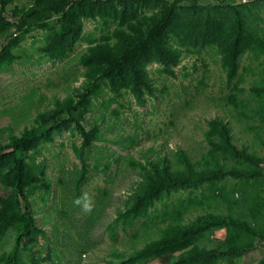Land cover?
Instances as JSON below:
<instances>
[{
    "label": "rangeland",
    "instance_id": "obj_1",
    "mask_svg": "<svg viewBox=\"0 0 264 264\" xmlns=\"http://www.w3.org/2000/svg\"><path fill=\"white\" fill-rule=\"evenodd\" d=\"M258 1L244 9L239 0H113L93 10L95 16L83 18L73 48L53 57L50 45L71 30L76 16L59 14V22L50 27L30 24L3 35L0 51L7 41L18 40L10 48L11 59L0 69V144L6 145L11 134L20 136L38 126L58 104L77 101L96 75L85 64L89 47L117 48L124 35L133 34L131 24L140 29L145 17L160 13L166 5L178 15L168 41L177 64L168 68L152 58L145 67L152 94L144 92L137 99L127 82L112 85L102 80L90 98L80 123L98 139L91 151H84L89 167L77 185L83 137L76 123L28 153L36 179L21 204L45 231L30 249L41 253L40 264H120L159 238L167 224H196L202 217L208 222L212 217L240 220L264 233V207L259 208L264 198V55L259 49L264 0ZM33 2L7 0L6 18ZM207 18L217 30L206 37L193 34L191 24ZM240 22L255 41L233 73L224 41L237 36ZM215 120L229 127L231 143L243 157L213 152V142L221 141L209 136ZM181 154L197 172L222 168L225 176L215 184L203 182L165 195L133 223L117 222V212L142 182L143 170L147 173L152 164L163 167L167 162L171 172H186ZM9 193L0 181V197ZM226 233L225 227H209L197 236V245L215 249ZM240 236L239 246L249 242V248L239 251L238 264H261L264 242L258 243L256 232L252 238ZM12 244V233L7 232L3 250ZM27 256L22 258L26 263ZM137 264L166 262L152 259Z\"/></svg>",
    "mask_w": 264,
    "mask_h": 264
},
{
    "label": "trees",
    "instance_id": "obj_2",
    "mask_svg": "<svg viewBox=\"0 0 264 264\" xmlns=\"http://www.w3.org/2000/svg\"><path fill=\"white\" fill-rule=\"evenodd\" d=\"M112 1L76 0L70 3L69 0H34L31 6L11 12V18L7 19L5 16L7 0H0V41L11 29L20 31L30 24L50 27L59 22L57 17L59 14L64 15L63 17L70 15L71 18L74 15L78 23L71 24V30L60 35L56 44L49 47L51 57L64 55L68 49L73 48L81 36L80 21L95 16L93 10L110 5ZM257 2L259 1L251 0L248 4H239L245 9L247 5ZM177 17V11L166 5L160 13L145 17L143 23H140V29L131 24L133 34L124 35L123 39L120 37L121 41L117 48H111L106 44L89 47L85 64L91 65L96 75L79 94L77 101L58 104L38 126L25 129L20 136L11 134L8 144H0V181L5 188L10 189L6 198L0 197V264H40L43 259L39 251L30 249L37 244L39 237H45V231L36 224L33 214L21 204L32 192L36 179L34 163L27 162L28 153L36 150L42 142L51 140L55 132L76 123L83 137V145L78 152L82 167L77 171V185L89 167L84 159V151L88 149L91 151L93 142L98 139L96 132L87 131L80 123L87 112L90 98L98 91L102 80H107L112 85L127 82L137 99H141L144 92L152 94L153 89L145 67L152 58H157L168 68L177 64L175 49L168 44ZM211 20L207 18L199 24H191L192 33L206 37L209 31L217 30V26L215 27ZM244 26V23L240 22L237 36L224 41L228 50H226L228 67L233 73L237 71L238 59L252 51L255 41ZM15 43H18V40H10L2 45L0 69L8 59H11L10 48ZM259 49L261 55H264V38L259 39ZM77 113L79 118L76 116ZM211 126L209 136L214 135L221 140L220 143L213 142L214 153L222 152L226 154L225 156L239 154V158L244 156L243 152L238 153L232 145L231 130L227 125L215 120ZM180 159L186 167V172H171L167 162L163 167L152 164V171L147 173L143 170V180L124 209L117 212V222L133 223L148 215L155 202L163 199L165 195L183 188H195L203 182L213 184L225 176L222 168L207 173L197 172L185 154H181ZM7 165L10 167L5 170ZM261 174L264 175V172ZM219 196L223 198L222 195ZM260 205L259 208L264 207V198L260 199ZM212 218L213 221L208 222L202 217L196 224L189 225L183 224L182 221L169 223L160 230L159 238L147 242L142 249L136 250L120 264L144 263L152 259H162L166 264H237L239 251L249 248L246 247L249 242H240L239 246V235L252 238V234L256 232L258 243L264 242V233L248 223ZM209 227H225L227 233L225 240L218 247L207 250L197 245L196 238ZM7 232L12 233L13 244L8 251H4L2 246ZM25 253H28V263L22 260ZM261 261L260 263L264 264V260Z\"/></svg>",
    "mask_w": 264,
    "mask_h": 264
},
{
    "label": "built area",
    "instance_id": "obj_3",
    "mask_svg": "<svg viewBox=\"0 0 264 264\" xmlns=\"http://www.w3.org/2000/svg\"><path fill=\"white\" fill-rule=\"evenodd\" d=\"M250 1L251 0H239V3H244V4L247 3L248 4Z\"/></svg>",
    "mask_w": 264,
    "mask_h": 264
},
{
    "label": "crops",
    "instance_id": "obj_4",
    "mask_svg": "<svg viewBox=\"0 0 264 264\" xmlns=\"http://www.w3.org/2000/svg\"><path fill=\"white\" fill-rule=\"evenodd\" d=\"M237 264H238V262H237Z\"/></svg>",
    "mask_w": 264,
    "mask_h": 264
}]
</instances>
